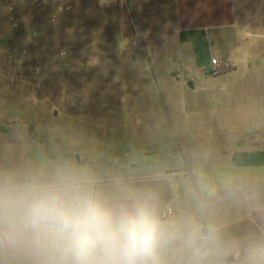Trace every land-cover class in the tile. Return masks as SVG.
Returning <instances> with one entry per match:
<instances>
[{"label":"crops","instance_id":"0c3cea01","mask_svg":"<svg viewBox=\"0 0 264 264\" xmlns=\"http://www.w3.org/2000/svg\"><path fill=\"white\" fill-rule=\"evenodd\" d=\"M104 5L111 9L104 10L105 22L114 21L112 9L124 7L141 36L139 43L128 40L120 29L115 47L131 43L140 48L145 34L146 48L167 50L174 66L165 79L166 94L184 148L162 149L168 141L157 139L154 118L160 125L166 120L158 113L140 125L144 131L128 144L130 152L135 145L145 150L141 166L118 168L114 160L97 166L95 157L81 160L78 155L73 170L92 178L114 203L153 198L169 226L160 264H261L264 0H111ZM212 58L224 69L213 73ZM195 125L208 135L204 142L191 138ZM5 135H0V162L23 161L28 142ZM82 161L86 164H78ZM34 171L47 173V166L39 163ZM165 209L173 212L168 219L162 218ZM2 264L18 262L5 256Z\"/></svg>","mask_w":264,"mask_h":264},{"label":"rangeland","instance_id":"374dc122","mask_svg":"<svg viewBox=\"0 0 264 264\" xmlns=\"http://www.w3.org/2000/svg\"><path fill=\"white\" fill-rule=\"evenodd\" d=\"M71 2L72 12L53 22L51 10L0 0V135L28 142L24 160L1 161L0 170L31 172L39 163L47 172L73 169L78 155L95 157L97 166L112 160L118 168L141 166L145 150L135 145L130 152L128 144L158 113L166 120L160 125L154 118L157 139L168 141L162 149L182 152L166 94L165 79L174 66L167 50L146 48L145 34L140 48L115 47L120 29L128 40H141L126 8L112 9L114 21L107 23L103 13L110 7L101 0ZM191 131L197 142L208 138L199 125Z\"/></svg>","mask_w":264,"mask_h":264},{"label":"clouds","instance_id":"9594fccd","mask_svg":"<svg viewBox=\"0 0 264 264\" xmlns=\"http://www.w3.org/2000/svg\"><path fill=\"white\" fill-rule=\"evenodd\" d=\"M95 183L70 167L0 170V264H160L169 226L153 198L114 203Z\"/></svg>","mask_w":264,"mask_h":264},{"label":"built area","instance_id":"2783aa9c","mask_svg":"<svg viewBox=\"0 0 264 264\" xmlns=\"http://www.w3.org/2000/svg\"><path fill=\"white\" fill-rule=\"evenodd\" d=\"M25 4L43 8L44 10H51L53 12L52 21L55 22L59 17H65L70 14L73 10V4L71 0H18ZM13 25L15 28L18 27V23L13 20ZM63 54V53H62ZM211 68L212 72H219L224 69V64L217 58L211 59ZM173 212L171 209H165L162 218L168 219L172 216Z\"/></svg>","mask_w":264,"mask_h":264},{"label":"water","instance_id":"95a60500","mask_svg":"<svg viewBox=\"0 0 264 264\" xmlns=\"http://www.w3.org/2000/svg\"><path fill=\"white\" fill-rule=\"evenodd\" d=\"M232 261V260H231ZM227 262L229 263L230 262V260H227Z\"/></svg>","mask_w":264,"mask_h":264}]
</instances>
